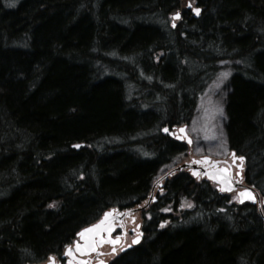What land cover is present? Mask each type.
<instances>
[{
    "label": "trees",
    "instance_id": "obj_1",
    "mask_svg": "<svg viewBox=\"0 0 264 264\" xmlns=\"http://www.w3.org/2000/svg\"><path fill=\"white\" fill-rule=\"evenodd\" d=\"M207 93L222 142L201 152L243 157L264 202V0H0V264L61 261L106 211L145 205L198 154L162 129ZM137 222L109 264H264L256 206L186 171Z\"/></svg>",
    "mask_w": 264,
    "mask_h": 264
},
{
    "label": "water",
    "instance_id": "obj_2",
    "mask_svg": "<svg viewBox=\"0 0 264 264\" xmlns=\"http://www.w3.org/2000/svg\"><path fill=\"white\" fill-rule=\"evenodd\" d=\"M189 5V3L186 5V9L190 10L191 6ZM194 9H199V12H195ZM191 12L193 14V17L197 19L200 13V7L192 8ZM178 19L179 17L177 18L176 14L172 16L173 21ZM165 130L166 129H163L162 132L168 133L169 137L174 138L178 142H184L185 145L188 147L191 146L192 140L186 132V126L179 127L174 132H167ZM229 158H231L232 164H229L225 160H211L209 157L191 159L189 162L181 163L180 165L166 172L161 178H159L155 182L154 186L158 185L159 187H162V183L172 174L186 170L192 178L197 180L203 179L214 184L216 190L221 194H230L239 188V190L236 191L238 204H257L259 214L264 221V216L261 213L260 209L261 203L259 200L258 193L251 186L242 184L240 182L242 162L244 161V158L241 160L240 157H234L233 152L229 154ZM235 161H238L239 164H236ZM231 165H234L237 169L235 179H233L232 176ZM152 201L154 202L155 199L150 198L144 207H138L131 211H126L119 214H117L116 210H110L108 212H105L98 222L91 226H88L87 228L82 229L77 234L78 240L74 242L72 248L67 249L64 253L63 257L67 258L66 264H72V261L76 262V264H86V260H82L81 258L88 257L91 254H95L98 258V256L102 255V253L97 252V249H100L101 247L106 245L111 247L109 254H114L116 252L115 247H120L124 244V242L120 239L123 238V236L116 237L115 239H112L111 237L115 229L120 227L122 218L130 213L139 212L143 210ZM106 213L108 214L107 217L105 216ZM139 227L140 226L137 225L136 229L139 230ZM87 229H91V231H85ZM142 236L143 233L138 232V236L132 239L130 241V244L127 245L124 249H122V251L136 246L141 241ZM49 264H54V261L50 259ZM96 264L106 263L99 262Z\"/></svg>",
    "mask_w": 264,
    "mask_h": 264
},
{
    "label": "rangeland",
    "instance_id": "obj_3",
    "mask_svg": "<svg viewBox=\"0 0 264 264\" xmlns=\"http://www.w3.org/2000/svg\"><path fill=\"white\" fill-rule=\"evenodd\" d=\"M177 21L178 20L173 21L170 16L168 24L172 29H174ZM219 116L220 105L217 97L210 93L201 97L195 116L193 117L191 124L187 126L188 134L190 135L198 154L192 153L188 156L186 155L181 162L188 161L190 158L199 159L200 157H204V153L201 152L203 149L201 143L207 142L208 139L216 140L221 138V134L217 129V125H220L222 128V124L219 122ZM218 142L221 143L222 140L219 139ZM220 151L221 154L219 155V159H226L229 156V154L222 152V147Z\"/></svg>",
    "mask_w": 264,
    "mask_h": 264
},
{
    "label": "flooded vegetation",
    "instance_id": "obj_4",
    "mask_svg": "<svg viewBox=\"0 0 264 264\" xmlns=\"http://www.w3.org/2000/svg\"><path fill=\"white\" fill-rule=\"evenodd\" d=\"M236 164H237V162H236ZM232 170H233V174H235L236 169L234 167H232ZM156 193H157V187H155L153 190V194L156 195ZM150 194H151V191H150ZM232 196L234 198H236L235 195H232ZM130 217H129V219L123 220V222L121 224V229L119 230V233H121L122 236L124 238H126V244H128L130 242V240L136 236V233L134 231V228H135L134 227L135 222L133 221L134 217H132V216H130ZM107 249H108L107 247H104L102 249V252L106 253ZM84 259H87L86 264H96L98 261H100L102 259H104L105 261H108V256L104 255L102 257L96 258L95 256L90 255L89 257L84 258ZM56 262H58V261H56ZM49 263L50 262H45L44 264H49ZM59 263L65 264V261L61 258V261H59Z\"/></svg>",
    "mask_w": 264,
    "mask_h": 264
},
{
    "label": "snow or ice",
    "instance_id": "obj_5",
    "mask_svg": "<svg viewBox=\"0 0 264 264\" xmlns=\"http://www.w3.org/2000/svg\"><path fill=\"white\" fill-rule=\"evenodd\" d=\"M189 6H191V5H189ZM194 11L198 13V12H199V9H194ZM176 17H177V18L179 17V13L176 14ZM165 131H167V129H166ZM181 131H183V130H181ZM240 159L242 160L243 157H240ZM107 215H108V214L106 213L105 216L107 217ZM94 227H95V226H94ZM85 231H91V229H87V230H85Z\"/></svg>",
    "mask_w": 264,
    "mask_h": 264
}]
</instances>
